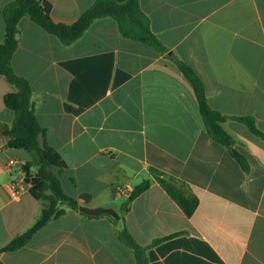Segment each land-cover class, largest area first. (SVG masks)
<instances>
[{"label":"crops","instance_id":"crops-1","mask_svg":"<svg viewBox=\"0 0 264 264\" xmlns=\"http://www.w3.org/2000/svg\"><path fill=\"white\" fill-rule=\"evenodd\" d=\"M13 1L0 0V43L3 9ZM47 1L54 19L67 23L95 2ZM139 2L168 52L122 35L112 16L95 19L71 44L28 16L19 20L12 64L29 79L47 141L65 161L62 172L53 170L80 204L112 207L120 218L62 205L65 213L23 247L1 254L5 264H137L118 237L122 225L147 246L149 264H264V139L231 117L253 115L264 130V0ZM175 58L198 73L211 106L230 116L222 125L247 154V169L208 134ZM15 89L0 75V247L28 229L43 206L30 192L38 167L7 169L11 158L33 159L5 133L15 112L4 95ZM152 167L199 197L192 216ZM144 179L151 186L123 211Z\"/></svg>","mask_w":264,"mask_h":264},{"label":"trees","instance_id":"trees-1","mask_svg":"<svg viewBox=\"0 0 264 264\" xmlns=\"http://www.w3.org/2000/svg\"><path fill=\"white\" fill-rule=\"evenodd\" d=\"M3 14L5 37L0 43V75L5 76L16 87L14 91L4 95L6 105L15 112L12 123L5 127V133L9 136L11 147L23 148L33 152V159L24 168L28 169L31 165L38 167L39 178L30 186V192L35 198L42 200L43 206L38 218L28 229L17 234L5 246L0 247V256L5 251H13L23 247L50 219L65 213V208L62 205H67L76 210H79L81 205L78 198L67 194L63 188L58 173L62 172L66 164L61 154L48 143L46 128L37 118L32 99L31 83L28 78L18 74L13 67L12 57L19 43V20L23 16H28L47 32L56 35L63 43L71 44L84 34L95 19L112 16L117 20L122 35L148 44L161 53L169 51L168 46L152 30L150 18L142 10L139 0H125L123 2L95 0L71 23L56 21L51 12V3L47 0H15L5 5ZM175 61L195 94L208 134L216 142L227 146L231 155L244 169H247L249 166L247 154L236 146V138L222 125V122L230 116L211 106L207 98L205 84L193 67L180 58H175ZM231 117L243 122L251 132L264 139V130L258 126L255 116L233 115ZM54 167H57L58 173L53 170ZM152 169L158 175L159 182L165 191L187 216H192L199 204V197L177 184L171 177L162 176L155 167ZM151 184L150 179H144L136 185L123 204V211H127L130 202L147 190ZM81 213L95 216L82 211ZM99 215H107L116 223L119 222V219L110 214L102 213ZM117 234L123 243L134 250L137 264H149L146 254L147 246L139 244L125 225L117 229ZM164 238H157L153 242H158ZM0 264H5L1 258Z\"/></svg>","mask_w":264,"mask_h":264},{"label":"water","instance_id":"water-1","mask_svg":"<svg viewBox=\"0 0 264 264\" xmlns=\"http://www.w3.org/2000/svg\"><path fill=\"white\" fill-rule=\"evenodd\" d=\"M79 210L87 214H92V215H99L102 213H107V214L114 216L117 219L120 218V213L112 207H103V206L92 207V206H88L85 204H81L79 206Z\"/></svg>","mask_w":264,"mask_h":264},{"label":"built area","instance_id":"built-area-1","mask_svg":"<svg viewBox=\"0 0 264 264\" xmlns=\"http://www.w3.org/2000/svg\"><path fill=\"white\" fill-rule=\"evenodd\" d=\"M26 165V161L18 158H11L7 164V169L12 171L15 167L23 169Z\"/></svg>","mask_w":264,"mask_h":264}]
</instances>
